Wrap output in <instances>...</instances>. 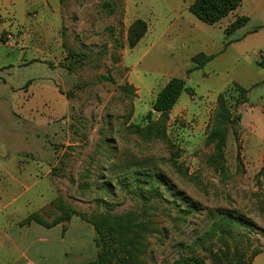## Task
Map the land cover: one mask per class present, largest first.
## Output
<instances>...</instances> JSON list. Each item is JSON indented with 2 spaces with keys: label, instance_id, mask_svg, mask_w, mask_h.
Returning <instances> with one entry per match:
<instances>
[{
  "label": "rangeland",
  "instance_id": "374dc122",
  "mask_svg": "<svg viewBox=\"0 0 264 264\" xmlns=\"http://www.w3.org/2000/svg\"><path fill=\"white\" fill-rule=\"evenodd\" d=\"M59 4L62 54L55 47L40 64L28 53L26 66L0 75V228L48 230L49 244H35L43 251L36 264H178L191 255L213 264L208 251L223 245L200 238L232 216V252L248 242L264 252V0H246L253 13L259 8L246 30L259 35L244 40L238 30L230 37L241 43L199 70H191L190 50L167 41L139 69L138 51L125 59L135 22L154 37L171 22L168 0ZM229 21L211 29L220 52L232 41L222 29ZM174 77L190 91L167 114L155 112ZM224 125L217 168L211 136ZM117 217L135 223L131 256L116 242ZM106 220L99 236L95 224ZM1 238L4 264L9 237Z\"/></svg>",
  "mask_w": 264,
  "mask_h": 264
},
{
  "label": "crops",
  "instance_id": "0c3cea01",
  "mask_svg": "<svg viewBox=\"0 0 264 264\" xmlns=\"http://www.w3.org/2000/svg\"><path fill=\"white\" fill-rule=\"evenodd\" d=\"M196 1L168 0L167 10L173 17L171 22L163 28L157 37L153 36V29L149 26L147 34L138 45L134 49L126 51V61H129L131 55L138 51L139 55L134 61L133 67L139 69L151 51L162 41L172 44L179 43L182 49L190 50V60L200 54L219 56L225 53L227 49L224 52L223 50L219 51L216 36L211 32V29H215V27L221 28L224 20L214 26L199 21L190 13V7ZM60 2L61 0H0V75L9 74L15 65L17 67L26 66L24 57L28 53L32 54V62L38 60L37 63L40 64L54 58L56 49L62 54L64 48L60 33ZM258 11L259 8L257 7L253 13V9L251 10L250 6L246 5L245 0L237 11L229 15L231 21L228 22V25L234 22L236 18L244 16L249 19V23L237 33L243 31L244 40L253 34L259 35L258 30L261 28L253 31L252 34L247 31L248 29L246 30L252 23L251 19L257 17L255 14ZM227 26L222 28L223 34H225ZM230 40H232L230 46L233 47L242 41V39H232V37ZM13 47H20V53L17 56H15L16 52L8 50V48L12 49ZM55 47L57 48L55 49ZM13 60H17L16 63ZM41 229L43 228L28 226L9 229L5 232L0 228V244L2 243L1 235L4 234L9 237L8 253L1 255V258L6 259L4 264H36L35 253L36 255L40 253L43 255V251L38 249L35 252V244H49V239L43 238L44 233H49L48 230ZM35 236L37 237L35 238ZM253 264H264V252L254 259Z\"/></svg>",
  "mask_w": 264,
  "mask_h": 264
},
{
  "label": "trees",
  "instance_id": "16d2710c",
  "mask_svg": "<svg viewBox=\"0 0 264 264\" xmlns=\"http://www.w3.org/2000/svg\"><path fill=\"white\" fill-rule=\"evenodd\" d=\"M244 0H197L191 7L190 13L195 16L199 21L209 25L214 26L221 21H223L232 12L236 11L241 7ZM249 23L247 17H238L234 22L229 24L225 29L226 38H230L232 34L238 30L244 28ZM148 32V26L143 21H137L133 24L129 31V47L131 49L135 48L138 43L145 37ZM232 41H228L224 45L223 52L230 46ZM217 55L205 56L204 54L197 55L192 58L194 68L191 70H199L205 68L210 62H212ZM203 61H200V59ZM189 70V72H191ZM264 83V80L263 82ZM235 88L240 91L243 95L248 93L247 90L241 89L237 84H234ZM190 89L187 88V83L184 79L179 77H174L169 80V82L161 89L158 93L155 103L153 105V110L160 114H167L179 101L183 93L189 92ZM223 95L220 96L219 101H222ZM225 115L228 114L227 109L224 110ZM240 120V116L232 121L236 122ZM229 126L224 125L223 127H217L211 136V139L216 143V150L214 155L210 158L209 162L215 167H222L223 164V146L226 141V135ZM234 135L237 137L236 130L233 131ZM264 179V166L259 173V179ZM152 194L154 196L162 197L159 187L152 189ZM233 217L227 216L222 218L220 222L214 223L209 231L200 238L213 243H221L223 249L214 251L213 249L208 251L209 259L213 264H253L254 259L262 253L261 249H252L251 245L248 244L246 247L239 249L235 248L232 252L231 248L225 240L226 237H231L232 232L230 229L233 227ZM109 225L108 220L104 224H95V229L99 236H103V230H106V226ZM112 227L114 232L117 233L116 242L120 248H124L123 252L131 256V249L135 247L136 234H134L135 223L132 219H127L117 217L113 219ZM197 240V241H200ZM129 247V248H128ZM250 253V254H249ZM99 258H104L101 254ZM178 264H206L204 257L198 255H191L190 257L183 258Z\"/></svg>",
  "mask_w": 264,
  "mask_h": 264
}]
</instances>
